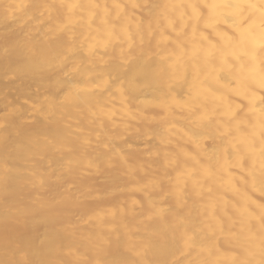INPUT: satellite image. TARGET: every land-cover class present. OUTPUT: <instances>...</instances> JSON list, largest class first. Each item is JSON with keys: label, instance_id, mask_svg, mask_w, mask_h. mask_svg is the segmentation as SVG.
I'll use <instances>...</instances> for the list:
<instances>
[{"label": "bare ground", "instance_id": "bare-ground-1", "mask_svg": "<svg viewBox=\"0 0 264 264\" xmlns=\"http://www.w3.org/2000/svg\"><path fill=\"white\" fill-rule=\"evenodd\" d=\"M0 264H264V0H0Z\"/></svg>", "mask_w": 264, "mask_h": 264}, {"label": "rangeland", "instance_id": "rangeland-1", "mask_svg": "<svg viewBox=\"0 0 264 264\" xmlns=\"http://www.w3.org/2000/svg\"><path fill=\"white\" fill-rule=\"evenodd\" d=\"M14 98H16V97L14 96Z\"/></svg>", "mask_w": 264, "mask_h": 264}]
</instances>
